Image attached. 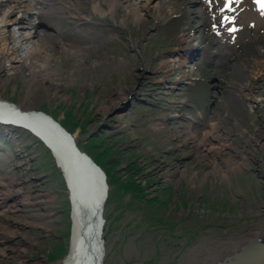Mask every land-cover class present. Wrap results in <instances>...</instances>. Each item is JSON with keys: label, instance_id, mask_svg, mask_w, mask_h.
I'll return each instance as SVG.
<instances>
[{"label": "rangeland", "instance_id": "374dc122", "mask_svg": "<svg viewBox=\"0 0 264 264\" xmlns=\"http://www.w3.org/2000/svg\"><path fill=\"white\" fill-rule=\"evenodd\" d=\"M35 1L0 0L20 25L0 39V99L50 115L104 170L102 264H223L262 235L264 25L240 16L217 39L216 0L137 15L133 0ZM0 130V264H58L66 182L39 139Z\"/></svg>", "mask_w": 264, "mask_h": 264}, {"label": "bare ground", "instance_id": "6f19581e", "mask_svg": "<svg viewBox=\"0 0 264 264\" xmlns=\"http://www.w3.org/2000/svg\"><path fill=\"white\" fill-rule=\"evenodd\" d=\"M55 1L57 2L58 0ZM133 1V3L128 5L132 9L131 11L136 15L143 10L159 6L158 1L156 0H145L143 1L144 3H142V0ZM26 2L28 5L26 6L27 8H25V14H35L34 11H39V3H36L35 0H26ZM112 3H110L112 6L111 9H114L115 4L112 5ZM255 3V13L251 10V4L248 1L243 2L246 7L238 13L239 16L248 20L246 22L247 26L248 23L256 26L264 25V8H261V5L257 3V1H255ZM200 4L201 3H196L198 7ZM53 5H55V3L51 1V3L48 4V7ZM209 5L210 4H208V7ZM56 9L61 13V6L56 7ZM92 10L101 12L103 10L101 3L99 1L92 2ZM39 15L43 20L37 18L38 22L44 25H49L51 23L50 17H52L53 14L49 11L40 13ZM232 19L233 17H229L228 19V16H225L226 30L230 31V29L234 28L231 22ZM249 19L252 21H249ZM8 21L13 28L20 26L18 24L19 20L9 19L8 14L4 12L3 15L0 16V39L6 32V23ZM12 32L14 33V29H12ZM13 44L14 47L19 45L14 39ZM191 47L194 48L193 46H190V48ZM52 120L54 119L50 115L43 113L42 111L29 110L21 104L17 105L13 102L11 103L10 101L3 100V98L0 99V123H3L4 126L7 125L24 130L33 136L39 135L46 141L53 152L55 149L57 150V162L61 169H63L64 180L68 187L67 192L69 194V202L71 201L72 203L71 236L68 245V253L58 264H102L104 256L102 238L104 220L102 215L107 195V186L105 187L102 182V180L105 179L103 170L101 168L97 170L95 167L91 166L83 155V151L79 150L75 143V146L78 149L76 150L72 145L70 138L64 135V132L52 122ZM60 127L62 126L60 125ZM70 135L74 138V135ZM87 178L91 183L89 189ZM258 238L264 242V233L258 236ZM249 242L250 239L247 238L244 239L243 243H239L238 246H242V249L232 257H229L227 262H224L223 264H250L252 262H258V242H253L251 244Z\"/></svg>", "mask_w": 264, "mask_h": 264}, {"label": "water", "instance_id": "95a60500", "mask_svg": "<svg viewBox=\"0 0 264 264\" xmlns=\"http://www.w3.org/2000/svg\"><path fill=\"white\" fill-rule=\"evenodd\" d=\"M192 57H194L193 55H190L189 56V58H188V60L190 59V58H192ZM51 119V118H50ZM52 122H54L63 132H64V135H66L68 138H70V141H71V143H72V145L74 146V148L76 149V150H81V151H83L82 149H80L79 147H77L76 148V146H75V143H76V141H75V138H72L71 137V135H70V133L69 132H67L63 127H60V125H59V123L58 122H55L54 120H52ZM36 136V138L37 139H39L40 141H41V143L45 146V148L49 151V153H50V155H51V157L53 158V160H54V163H55V165H56V167H57V169L60 171V173H61V175H62V178L64 179V175H63V169H61V167H60V165H59V163H57V155H56V153H57V150L55 149L54 150V152L51 150V148L49 147V145L46 143V141L42 138V137H40L39 135H35ZM83 153V155L85 156V158H86V160L88 161V163L91 165V166H93V167H95L97 170L100 168L96 163H94V161L91 159V157L88 155V154H86L84 151L82 152ZM103 178V177H102ZM64 181V185H65V180H63ZM102 182H103V185H105L104 184V181L102 180ZM87 185H88V189L90 188V185H91V183H90V181H89V179L87 178ZM66 187V186H65ZM66 190H67V187H66ZM65 190V191H66ZM66 193H67V191H66ZM67 199L69 200V197H67ZM82 217H83V215H82ZM69 218H70V221H71V215L69 216ZM71 225V224H70ZM253 242H258L259 243V245H260V247L263 249V255H264V242L262 241V240H260L259 238H254L253 240H251L249 243L251 244V243H253Z\"/></svg>", "mask_w": 264, "mask_h": 264}, {"label": "snow or ice", "instance_id": "6c2138e0", "mask_svg": "<svg viewBox=\"0 0 264 264\" xmlns=\"http://www.w3.org/2000/svg\"><path fill=\"white\" fill-rule=\"evenodd\" d=\"M257 3L261 5V8H264V0H257Z\"/></svg>", "mask_w": 264, "mask_h": 264}, {"label": "flooded vegetation", "instance_id": "af4514ba", "mask_svg": "<svg viewBox=\"0 0 264 264\" xmlns=\"http://www.w3.org/2000/svg\"><path fill=\"white\" fill-rule=\"evenodd\" d=\"M71 222H72V218H71ZM173 264H177V263H173ZM180 264V263H179Z\"/></svg>", "mask_w": 264, "mask_h": 264}, {"label": "trees", "instance_id": "16d2710c", "mask_svg": "<svg viewBox=\"0 0 264 264\" xmlns=\"http://www.w3.org/2000/svg\"><path fill=\"white\" fill-rule=\"evenodd\" d=\"M86 153V152H85ZM93 160V159H92ZM104 171V170H103ZM106 174V173H105Z\"/></svg>", "mask_w": 264, "mask_h": 264}]
</instances>
